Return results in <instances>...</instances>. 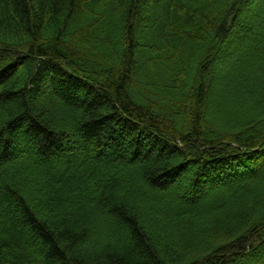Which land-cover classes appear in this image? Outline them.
I'll return each mask as SVG.
<instances>
[{
	"label": "trees",
	"instance_id": "trees-1",
	"mask_svg": "<svg viewBox=\"0 0 264 264\" xmlns=\"http://www.w3.org/2000/svg\"><path fill=\"white\" fill-rule=\"evenodd\" d=\"M0 264H264V0H0Z\"/></svg>",
	"mask_w": 264,
	"mask_h": 264
}]
</instances>
